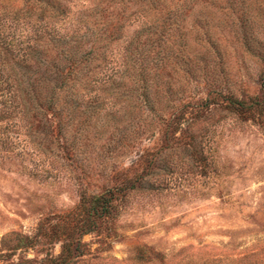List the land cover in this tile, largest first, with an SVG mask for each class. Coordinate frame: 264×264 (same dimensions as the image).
Listing matches in <instances>:
<instances>
[{
    "label": "rangeland",
    "instance_id": "1",
    "mask_svg": "<svg viewBox=\"0 0 264 264\" xmlns=\"http://www.w3.org/2000/svg\"><path fill=\"white\" fill-rule=\"evenodd\" d=\"M0 264H264V0H0Z\"/></svg>",
    "mask_w": 264,
    "mask_h": 264
},
{
    "label": "trees",
    "instance_id": "2",
    "mask_svg": "<svg viewBox=\"0 0 264 264\" xmlns=\"http://www.w3.org/2000/svg\"><path fill=\"white\" fill-rule=\"evenodd\" d=\"M93 54L91 50H85L83 49L79 53H62L58 56L57 62L53 65V74L57 77L59 80V89L61 88H68V87H74L75 84L82 85L84 81H87L89 79V76L93 74V71H89L86 68L87 62L92 60ZM92 72V73H91ZM115 75H117V79H121L122 77L129 78L128 74L126 75L125 72H117ZM106 79H109L108 77ZM133 81V83L136 84L137 90L140 91L139 95L140 98H144L146 100L145 91L146 88H148V84L151 81L149 79L148 72L144 68H138L137 71H135L134 76L130 79ZM82 81V82H81ZM69 84V86H68ZM41 85L35 84L30 87L31 94L34 96L36 101L41 102V106L43 107H52L54 103V95H53V89L49 88L46 89L43 92L41 91ZM156 87L161 91V87L156 84ZM159 93V92H157ZM181 101V100H180ZM177 104V107L174 111L169 113V118L167 122L163 125V131L165 134H167L166 130L171 128V132H175L177 130H180V124L182 120V112L186 106L182 104V101ZM157 103V99L148 100L149 105H153V103ZM155 104V103H154ZM184 105V106H183ZM108 192V191H107ZM106 192V193H107Z\"/></svg>",
    "mask_w": 264,
    "mask_h": 264
}]
</instances>
